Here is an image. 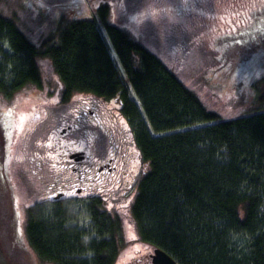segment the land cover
Segmentation results:
<instances>
[{"label": "trees", "instance_id": "1", "mask_svg": "<svg viewBox=\"0 0 264 264\" xmlns=\"http://www.w3.org/2000/svg\"><path fill=\"white\" fill-rule=\"evenodd\" d=\"M108 12L104 5L98 16L123 75L96 16L63 18L37 46L0 14V41L12 52L0 49V94L41 87L37 59L48 58L66 98L80 93L117 100L147 164L131 207L141 243L163 250L177 264H264V76L254 82L248 113L223 120L141 42L109 24ZM259 36L233 38L232 46L222 47V58L234 64L249 60L257 44L264 46V31ZM5 140L0 124V188L6 194ZM9 200L0 235L12 234L16 242ZM100 205L95 201L87 208L89 233L73 225L71 212L33 204L26 213L30 247L52 264H114L123 244L121 220Z\"/></svg>", "mask_w": 264, "mask_h": 264}, {"label": "rangeland", "instance_id": "2", "mask_svg": "<svg viewBox=\"0 0 264 264\" xmlns=\"http://www.w3.org/2000/svg\"><path fill=\"white\" fill-rule=\"evenodd\" d=\"M104 5L109 7L107 22L127 32L156 55L183 85L195 92L208 110L218 113L223 120L248 113L254 102V82L264 76V51L260 49L264 46L257 44V53L249 60L238 61L237 64L233 63L234 60L228 62L222 58L223 48L232 46L235 41L233 38L237 39L235 35L227 34L231 32L230 29L234 30L238 22L236 4L232 2H215L210 15L178 17L164 11L170 10L172 4L163 0H0V14L13 20L19 30L37 46L57 30L63 18L84 20L96 16L100 33L123 75L110 38L98 16L99 9ZM262 24L264 17H258L250 34L260 37L264 31L260 28ZM224 37L228 38L227 43L219 44L218 41ZM0 49L12 54L10 46L5 42L0 41ZM37 63L42 73L41 87L28 86L16 91L11 97L0 94V124L6 137L4 160L9 175L7 195L0 188V225L9 198L8 206L16 219L15 232L18 237L15 242L12 234L0 235V264H52L42 261L30 247L26 236V213L28 208L43 198L44 185L49 180L48 177L42 180L33 177L28 162L37 144L46 145V138L51 136L55 141L57 134L48 136L43 130L28 132L23 129L26 128L23 123L33 110L56 101L54 91L57 88L63 91L64 87L50 59L38 58ZM88 96L91 95L78 93L72 95V99H85ZM69 112L68 109H62L56 114L64 116ZM112 183L94 186L101 188L100 195L105 200L104 209L108 212L116 211L121 218L123 244L118 253L119 260L128 248L126 242L137 229L130 210L137 189L133 188L125 198H122L121 192L116 191L107 195ZM96 193V189L87 190L82 196ZM82 196L70 203L46 205L47 212L59 208L71 212L73 225L90 233L93 224L87 209L82 205Z\"/></svg>", "mask_w": 264, "mask_h": 264}, {"label": "flooded vegetation", "instance_id": "3", "mask_svg": "<svg viewBox=\"0 0 264 264\" xmlns=\"http://www.w3.org/2000/svg\"><path fill=\"white\" fill-rule=\"evenodd\" d=\"M163 1L172 4L170 10L164 11L178 17L210 15L215 8V2H232L236 4L238 22L234 30L230 29L231 32L227 34L235 35L239 39L253 31L258 17H264V0ZM54 93L56 101H50L47 106L33 110L26 119L28 121L23 123L26 127L23 129L28 132L43 130L48 136L57 134L55 141L51 136L46 138V145L37 144L28 162L33 177L49 179L44 185L43 198L37 203H70L79 199L85 191L96 189L98 194L82 196L83 207L87 209L95 201H100L102 211L121 220L116 211L108 209L109 212L116 213L112 215L104 209L105 200L100 195L101 188L94 186L113 182L106 194L109 195L112 191L121 192L122 198H125L133 188L137 189V183L146 173L147 164L143 161L132 127L122 113L120 103L113 100L112 104L111 101L92 95L74 100L72 96L66 98L64 91H59L58 88ZM62 109L70 112L64 116L56 114ZM50 145L53 147L50 148ZM1 179L9 186L5 165L1 171ZM126 243L128 248L114 264H157L156 248L141 243L136 230Z\"/></svg>", "mask_w": 264, "mask_h": 264}, {"label": "water", "instance_id": "4", "mask_svg": "<svg viewBox=\"0 0 264 264\" xmlns=\"http://www.w3.org/2000/svg\"><path fill=\"white\" fill-rule=\"evenodd\" d=\"M155 260L157 264H177L171 256L161 249H155Z\"/></svg>", "mask_w": 264, "mask_h": 264}]
</instances>
